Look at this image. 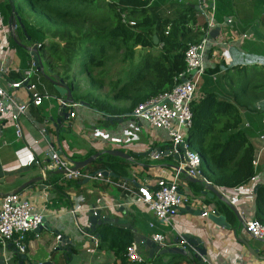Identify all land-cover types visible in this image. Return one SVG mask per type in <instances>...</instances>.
<instances>
[{
    "label": "crops",
    "instance_id": "0c3cea01",
    "mask_svg": "<svg viewBox=\"0 0 264 264\" xmlns=\"http://www.w3.org/2000/svg\"><path fill=\"white\" fill-rule=\"evenodd\" d=\"M216 6L219 8L217 15L222 19L215 20L219 33L208 44L204 65L206 72L218 67V75L221 77L206 73L199 91L202 94V87L213 89L220 98L233 101L232 85L230 87L228 81L230 69L233 71L237 66H245L244 80L258 71H264V0H218L217 4L216 0H207L203 9L207 13L213 11L215 14ZM149 7L154 16L162 17L180 16L182 10L192 7L196 11V26L206 24V18L201 13L200 0H149ZM195 28L193 27L191 32H195ZM166 29L168 30L169 26H166ZM13 41L9 25L3 24L0 15V67L5 70L1 85L18 103H28L29 92L21 87L12 89L10 83L18 80L25 70L34 67L29 51L20 45L28 46L31 43L27 38L24 40L16 38V44L22 49L19 51L12 45ZM154 44L153 47L145 48L135 46L134 63L129 60L121 63L120 76L115 79L106 77L105 86L99 93H103L107 87L108 92L102 95H108V100L112 104L126 106L128 101L112 98V88L116 90L124 84L126 70L132 68L141 57L161 52L162 43L156 39ZM45 47L38 49L44 73L49 76L60 75L58 68L51 69ZM253 59L258 61L244 65ZM34 70L36 71L35 67ZM42 78L47 83L43 82ZM117 78L122 80L118 85ZM235 79L236 77L232 78V82ZM32 80L37 84L38 92L49 95V98L44 99L39 105H28L16 122L12 119L15 107L11 103H8L4 112L0 113V199L5 194L15 193L21 184L34 178L33 173L36 171L34 160L48 159L49 153L53 150L74 161L83 160L94 153H102L106 149L122 151L131 157V161L125 160L130 162V165L127 176L120 179L134 185L146 183L151 186L158 178L168 179L174 175V169L179 166V161L174 157L162 154L161 157L154 159L151 154L141 155L149 150L151 153L158 152L157 148L163 152L169 146V139L164 130L151 128L147 123L134 119L131 113L108 120L103 112L81 104L75 108L73 118L63 120L60 116L59 103V98L63 97L55 93L53 84L38 72L33 75ZM109 81L112 82L111 86ZM64 82L69 88L76 84V79H64ZM83 83L84 88H87L88 79L85 78ZM260 104L264 110V101H260ZM240 115L242 118L240 127L251 131L249 138L254 147L255 158L259 159L254 168L256 181H248L234 188L215 186L234 206L240 217L238 220L233 214L230 219V216L225 215L231 224L229 229L217 226L207 216L189 212V209H203L209 212L213 206L218 208L219 200L216 197L208 198L201 195V187H198L200 184L185 176L180 177L178 184L187 201L167 223L155 217L140 202H136L134 197L122 194L115 187L93 180L63 181L61 173L53 172V175H48L46 184L37 182L18 192L30 200L36 211L42 213L44 218L41 227L28 234L24 255L16 254L10 244L6 247L0 245V264H41L49 260L52 264L113 262L112 252L99 246V238L92 241L89 233L83 230L87 225V211L93 207L101 209L102 214L110 213L113 217L126 220L129 226L110 224L108 227L128 230L134 243L135 234L147 237L160 234L165 236L168 244H173L181 234L189 233L201 238L206 249L204 258L206 264H264V242L250 237L243 226L245 220L254 219L260 210L256 205L255 190L258 184L264 183V148L258 153L263 146L259 136L264 135V111L258 115L254 111L242 108ZM58 119H61L60 123H57ZM17 129L19 135L16 133ZM97 160L80 169L85 171L97 167ZM219 213L224 214L220 211ZM58 234L61 235V239L64 236L69 238L71 243L66 244V248L73 247L75 252L56 250ZM240 238H246L249 245L258 250L259 257L250 254L240 242ZM73 255L77 256V260L71 259ZM141 256L148 255L142 252ZM168 258L169 262L175 264H188L190 261L185 257ZM194 261L198 264L196 260Z\"/></svg>",
    "mask_w": 264,
    "mask_h": 264
},
{
    "label": "trees",
    "instance_id": "16d2710c",
    "mask_svg": "<svg viewBox=\"0 0 264 264\" xmlns=\"http://www.w3.org/2000/svg\"><path fill=\"white\" fill-rule=\"evenodd\" d=\"M24 7L34 13L32 20L23 14L26 12ZM150 10L149 0H2L0 4L4 24L9 25V19L14 15L20 17L22 28L18 24L14 29L18 40L28 37L30 43L41 48L46 46L51 69L58 68L61 72L57 77L70 80L71 73L72 79H76L79 71L88 79L87 88L69 87L74 102L84 101L114 117L131 113L138 103L170 90L176 80L180 81V75L185 71L184 51L189 44L201 39V28L206 26H196V11L192 7L182 10L180 16H154ZM217 10L218 6L214 18L220 21L222 18L217 15ZM166 26H169L168 30ZM191 26L196 27L195 32H191ZM153 36L162 43L161 52L141 57L126 70L124 84L119 89L112 88V98L126 100L129 105L112 104L108 95L103 99L98 97L91 87L98 91L103 89L105 78L110 76L106 68L112 65L109 63L114 60L115 63H126L127 60L134 63V47H153ZM12 45L22 50L15 41ZM257 61L253 59L244 65ZM245 70V66H237L233 71L230 69L228 81L230 87L232 85L233 101L220 98L213 89L202 87V97L190 106L193 114L190 130L193 138L190 142L200 155L201 175L219 187L244 185L256 173L252 165L255 152L249 138L251 131L240 127V109L254 111L258 115L264 111L260 104L264 101V71L244 80ZM218 72L219 68L215 67L206 73L218 75ZM234 77L236 79L232 82ZM117 79L116 85L122 81ZM42 80L47 83L44 78ZM101 157L96 161L97 167L87 170L108 169L115 174L112 177L115 180L127 176L130 162L105 153H101ZM255 201L260 210L254 219L264 225V183L257 185ZM217 209L230 219L234 216L222 201H218ZM90 234L97 235L99 246L113 254L114 261L103 264H175L159 256H144L138 263L129 261L126 249L133 238L128 230L103 226ZM71 250L75 252V248L71 247ZM188 264L196 262L190 260Z\"/></svg>",
    "mask_w": 264,
    "mask_h": 264
},
{
    "label": "built area",
    "instance_id": "2783aa9c",
    "mask_svg": "<svg viewBox=\"0 0 264 264\" xmlns=\"http://www.w3.org/2000/svg\"><path fill=\"white\" fill-rule=\"evenodd\" d=\"M206 1L200 0L202 5L201 13L206 18V26L203 28L201 39L196 43L189 44L184 51L185 71L184 74L180 75L181 80H176L170 90L138 103L131 113L134 119L147 123L153 129H162L166 132L169 139L167 156L173 157L175 154L183 153L187 161L184 163L179 161V166L174 169L175 172L171 178H158L151 186L146 183L134 185L126 180H115L103 174L102 171L91 172L80 168L73 169V161L53 150L49 153L48 159L34 160L43 184L47 183L50 172L60 171H62L61 177L63 181L85 179L98 181L106 186L119 189L124 195L134 197L136 202H140L155 217L164 222H170V219L178 213L179 208L187 201V198L179 189L178 182L180 177L191 178L195 174L201 175V158L190 142L193 138L190 132L193 117L190 106L194 100L202 97L199 87L203 76L206 74L204 58L211 40L209 32L216 26L213 11L207 13L203 9ZM130 24H133V22H130ZM245 36L243 35V37ZM36 72L34 67H32L25 70L18 80L10 83L12 89L21 87L29 92L28 103H18L1 85L5 70L0 67V113L4 112L8 103H11L15 107L12 119L16 122L18 116L24 113L28 105H39L44 99L49 98V95L38 92L37 84L32 80ZM59 103L69 111L70 118L75 116L74 110L79 105L78 102L66 103L63 97L59 98ZM16 133L17 135L20 134L18 129ZM259 138L263 141V146L258 153L264 148V135H260ZM191 146H193V149H191ZM161 152H153L149 155L157 159L162 156ZM258 159L259 157H254L252 161L254 168L258 164ZM201 180L206 183L209 182L202 175ZM250 181H256V175L252 176ZM207 212V210L204 211L202 216H206ZM43 218L42 213L36 211L35 205L19 193L13 192L3 195L0 199V245L6 247L7 244H10L16 254L24 255L27 249L28 234L34 232L37 227L42 225ZM243 226L250 237L264 242V225L262 223L256 219H248L244 221ZM88 236L92 241L97 239L90 233ZM60 238L61 235L58 234L56 241H59ZM151 238L162 247L168 245L163 235L154 234ZM126 256L129 261L136 263L141 262L143 259L141 254L138 253L134 242L127 247Z\"/></svg>",
    "mask_w": 264,
    "mask_h": 264
},
{
    "label": "water",
    "instance_id": "95a60500",
    "mask_svg": "<svg viewBox=\"0 0 264 264\" xmlns=\"http://www.w3.org/2000/svg\"><path fill=\"white\" fill-rule=\"evenodd\" d=\"M16 22L22 28V23L20 21V17L14 15V17L9 19V28H10L12 38L14 41H16V36H15V31H14V29L16 27ZM218 33H219V27L215 26L209 32V38L215 39V37L218 35ZM27 40L29 41L28 37H27ZM153 41L156 42L155 36H154ZM20 45L29 51L30 55L32 56L33 66L35 67L36 71L39 72L41 75H43L50 83L53 84V88L56 91V93L59 94L60 96L64 97V100L66 103H71L73 101L72 96H71V91L68 88V86L65 84L64 80L62 78L57 77L56 75L49 76L48 74L44 73L42 63H41L40 58L38 56V49L41 48V46L38 44H34V43H31L28 46L22 45V44H20ZM48 72L50 73L49 70H48ZM79 104L88 107V104L84 101H80ZM60 116L63 120H67V118L69 117V111L66 109L65 106H61ZM113 117L114 116H110V115L107 116L106 115V119H108V120H111ZM60 122H61V119H58L57 123H60ZM168 150H169V146L166 147L163 150V152H161L160 148H157V151L161 152V154H163V155H167ZM102 153H105V154H108V155L114 156V157H119V158H122L124 160L131 161V157L129 155H127L124 152L119 151V150L106 149ZM150 153H151V150H149L146 153H141V155L142 154H148L149 155ZM173 157L175 158V160H178L181 163H184L187 161V159L183 153H181L179 155L175 154V155H173ZM96 159H98V160L102 159L101 153H94V154L88 156L87 158H85L83 160L73 161V163H74L73 169L82 168V167L90 164L91 162L95 161ZM101 171L103 172V174H105L107 176L113 177L115 175L113 172L109 171L108 169H103ZM57 173H62V171L57 172ZM33 175H34V178L27 180L26 182L21 184L17 188L15 193H18L19 191H21L25 187H30V185H32L34 183L41 182V177L39 175L38 169H36V171L33 173ZM188 179H190L193 182H198L200 184L201 195L206 196L208 198L216 197L219 201H222L223 203H225L228 206V208L231 210V212L233 214H235L236 218L238 220H240V217H239L236 209L234 208V206H232L222 196V194L218 192V190L215 188V185H213L211 182H207V183L202 182L201 175H199V174H195L194 177H191ZM86 181H88V180L85 179L84 182H86ZM185 209L188 210V207H186ZM180 210H181V208H179V211ZM101 212H102L101 209H98V208L96 209L94 207L90 208L87 211V216H86L87 225L83 228V230L85 232L94 233L98 227L109 226L110 224H118V225L124 226V227L129 226V223L126 220L113 217L110 213L102 214ZM189 212L193 213L195 215H198V214L202 215L204 213V210L203 209H197V210H190L189 209ZM225 215H226L225 213L220 214L217 207H214V206L206 214L207 218L209 220H211L217 226L229 229L231 227V224L228 223ZM40 227H41V225L39 227H37L36 230H38ZM95 237L98 238L97 235H95ZM239 240L242 244H244V246L247 248V250L250 252V254H252L255 257H259L258 250L252 248L249 245L248 240L246 238H240ZM134 241L136 243L138 253L142 254V252H146L148 257H150V258L153 256L164 257L163 259H166L167 257H174V258L185 257V258H189L190 260H196L198 264H206L205 259H204L205 255H206V249L202 244L201 238L193 236L189 233L181 234L180 237H178L174 240L173 244L169 243L165 247H162L161 245L154 242L151 237L138 235V234L134 235ZM68 243H71V241L69 240L68 237L64 236L62 239L60 238V240L58 241V245L56 247V250L62 249L64 252H71V248H66V244H68ZM183 244H184V246H183ZM65 255H66V253H65ZM71 259L73 261L77 260V256L73 255ZM67 260H68V258H67ZM41 264H52V262L49 260V261H45Z\"/></svg>",
    "mask_w": 264,
    "mask_h": 264
},
{
    "label": "rangeland",
    "instance_id": "374dc122",
    "mask_svg": "<svg viewBox=\"0 0 264 264\" xmlns=\"http://www.w3.org/2000/svg\"><path fill=\"white\" fill-rule=\"evenodd\" d=\"M18 2L20 1V0H17ZM25 9H26V12L25 13H23L24 15H25V17L29 20H32L33 19V15H34V13L29 9V8H27V7H24ZM1 18H2V16H1ZM4 24V23H3ZM4 25H7V24H4ZM16 26H17V22H16ZM82 46H83V43H82ZM116 60H118V59H116ZM121 61H117L116 63H115V60L113 61V62H111V63H109V64H112V65H108V67H106V68H108L109 70H108V73H109V75H110V77L111 78H113V79H115L117 76H120L119 75V73H120V65H121V63H120ZM74 69H72V71H73ZM77 77H76V84L75 85H78L80 88H82V89H84V86H85V83H83V82H85V77H83L82 75H81V73L78 71L77 72ZM69 77L71 78L70 80H72V74L71 73H69ZM93 90H94V92H95V94L98 96V97H102V99H103V95L102 94H105V93H107L108 92V88L107 87H105L106 89H104L102 92L103 93H99V91L97 90V88L96 87H91ZM129 104L128 103H126V106H128ZM192 148L191 149H193V146H191ZM167 259H169V258H167Z\"/></svg>",
    "mask_w": 264,
    "mask_h": 264
}]
</instances>
